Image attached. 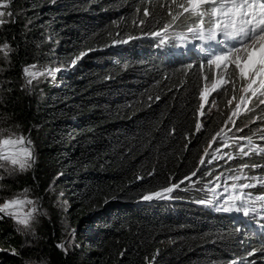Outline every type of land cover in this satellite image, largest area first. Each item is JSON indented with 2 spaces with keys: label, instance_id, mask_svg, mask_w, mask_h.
Instances as JSON below:
<instances>
[{
  "label": "trees",
  "instance_id": "1",
  "mask_svg": "<svg viewBox=\"0 0 264 264\" xmlns=\"http://www.w3.org/2000/svg\"><path fill=\"white\" fill-rule=\"evenodd\" d=\"M164 2L12 0L13 19L0 26V45L12 48L0 65V128L28 134L35 163L0 184L34 188L44 214L30 244L0 219V264H264L263 219L197 202L210 199L218 172L264 165V154L236 155L247 145L240 136L264 146V105L253 98L254 112L236 119L243 131L233 127L224 158L203 166L212 175L192 176L212 136L232 126L231 106L216 94L218 107L200 115L203 54L191 41L149 35L172 23ZM186 24L181 17L173 28ZM30 64L55 75L28 90ZM181 180L171 199H142Z\"/></svg>",
  "mask_w": 264,
  "mask_h": 264
},
{
  "label": "snow or ice",
  "instance_id": "2",
  "mask_svg": "<svg viewBox=\"0 0 264 264\" xmlns=\"http://www.w3.org/2000/svg\"><path fill=\"white\" fill-rule=\"evenodd\" d=\"M11 3L12 0H0V25L7 22L4 19L5 16L11 17L14 15L13 12L7 11ZM161 7L168 11L172 23L164 24L159 31L151 32L149 35L163 37L161 43H164L168 36V30L181 17H186L187 32L192 34L194 39L202 42L195 45L203 54V60L196 65L201 69V79L203 81L198 97L201 101L199 106L200 115L205 114L203 109L213 93L221 96L226 95L230 87L233 93L238 91L242 94L239 95L238 102L230 109L231 115L225 123L230 122L237 132H242L243 128L236 126V119L249 112H254V109L248 106L249 101L256 98L258 101L257 106L264 105V0H165ZM173 9H175V12H173ZM143 14L149 16L151 13L148 9H144ZM140 23L142 24L144 21H140ZM129 39H136V37H130ZM180 39L185 40L187 37L181 35ZM127 42V40L119 41V43ZM10 51L11 49L7 44L0 45V52H3L5 57ZM72 63L75 64V61ZM30 67L35 68L36 65ZM192 67L193 65L188 66L189 69ZM60 70L56 69L55 71ZM23 72L26 86L31 85L37 73L30 71L29 67H25ZM43 75L54 77L55 73L47 71ZM156 99H159V97H156ZM234 100H237L236 95H233L227 101L228 105H232ZM212 102L215 104L214 97ZM257 119H264V117H257ZM249 123H255V120H250ZM244 126L248 127L249 125L245 124ZM195 128L199 132L202 124L197 122ZM228 130L231 131V129ZM258 131L264 132V129H258ZM228 139L230 137L226 135L223 128L212 136L208 147L204 149V156H201L199 160L201 167L192 172V176H196L198 172L202 173L201 178L212 175L211 172L204 171L203 166L206 163L211 164L214 160L224 158L218 155L220 148L212 149V142L223 143L227 147ZM238 139H246L247 145H238L237 156L246 157L250 154H264V146L254 144L251 137L240 136ZM260 139L264 140V135H261ZM235 142L236 140L233 139V143ZM210 149L212 150L209 151ZM225 155L229 160L236 158L232 154L226 153ZM205 156L209 157L207 161ZM34 163L35 157L30 136L18 133L12 128H0V171L13 175L17 172L27 171ZM249 167L264 170V165L260 164L241 165V169ZM229 171L234 170L229 169ZM152 174L149 173V175ZM223 175L224 173H221L220 176H216L214 179L220 180ZM3 179L4 177L0 176V180ZM184 179L191 181L190 176H185ZM228 179L233 181L253 180L256 183H233L231 188L235 194L230 197V206L217 210L235 211L248 217L250 214L257 213L256 204L259 203L261 210L264 211V176L235 175L229 176ZM183 182L181 180L179 183H172L159 191L144 195L142 199L146 201L171 199L173 191L179 188ZM208 183H211V181ZM220 186L217 185V187ZM257 186L262 189L258 194L245 191L246 189H255ZM204 187L207 188V184ZM224 189L228 191L227 182H225ZM208 190L215 192L214 188ZM0 191H3L2 185H0ZM29 191L25 188L14 193L12 198L0 197L4 201L0 203V219L3 216H9L17 224L23 225L25 229H30L31 222L35 220L36 216L44 213L38 206V199L33 201L27 198ZM237 201L239 204L236 203ZM197 202L212 204L211 199L198 200ZM22 205H31V208L23 215L16 211ZM261 227H264V225ZM57 247L64 249V244H58ZM64 250L66 252V249ZM253 254L254 252L248 253L249 256ZM232 264H237V261L233 260ZM240 264H243V261Z\"/></svg>",
  "mask_w": 264,
  "mask_h": 264
},
{
  "label": "rangeland",
  "instance_id": "3",
  "mask_svg": "<svg viewBox=\"0 0 264 264\" xmlns=\"http://www.w3.org/2000/svg\"><path fill=\"white\" fill-rule=\"evenodd\" d=\"M7 11H11L10 8H8ZM4 19L8 22V21H11L13 19V16H11V17L5 16ZM181 35L187 37V39H185V40L191 41V43L193 45L192 47H195V45H198V44H201L202 43V42L194 39L193 36H192V34H190V33L187 32L186 28L185 29H177V28H173V27L170 28L168 30V36H167V38L177 39V43L179 44L180 43V40H181L180 39V36ZM162 39H163V37H162ZM166 40L167 39H165V41ZM7 45L10 47L9 44H7ZM10 49H12V48L10 47ZM1 61H7V57H5V55H4L3 52H0V65L3 66L4 64ZM32 65H36V67L35 68H31L30 66H32ZM25 67H29L30 68V71L37 73V76L32 80V84L31 85L39 83L46 76V75H43V73H45L47 71L44 69V66H42V65H39V64L24 65L22 67V69H24ZM23 76H24V81L26 82L24 72H23ZM29 78H31V77H29ZM29 86L30 85H27V87H26V88H28V90L31 88V86L30 87ZM241 94L242 93H240L238 91L235 92V93H233L231 91L230 87H229V91L226 94L227 97H228L225 100L226 103H227V101L229 99L232 98L233 95H236L237 96V100H234L233 101V104L230 105L231 108H233L234 105H235V103L238 102V97ZM213 97L215 98V104H213V102H212L213 101ZM218 105H219L218 97H217L216 93H213L212 96L209 97V102L205 105V108L203 109V112L205 114H208L211 111L215 110L218 107ZM249 105H250V101L248 103V106ZM7 128H12L14 131H16L18 133H21V131L18 128V126L16 124H14V123H11ZM228 129H231V131H229ZM233 129L234 128L232 126L231 127H228V128L225 127V133H226V135L228 137L232 135ZM25 136H26V134H25ZM228 140H227V142H228ZM215 145H216V143L215 142H212V149H215L217 147L220 148V152L218 153V155H220L222 153L221 147L224 144L223 143H220V145L219 144L216 145V146ZM212 149H210L209 151H211ZM29 170H30V168L27 171H29ZM232 170H234V171L223 170L221 172H218L216 175H214V177H216V176H220L221 173H224V175L221 177L220 180H216V179H214V177L210 180L211 181V183H209L210 189L211 188H214L215 189V192H212V191L209 192V195H210L209 198L212 200V204L210 206L213 207L214 209H220V208H224V207H229L230 206V202H229L230 201V197L235 194L234 191L231 188V185L233 183H236V184H240V183H256V181H253V180L233 181L231 179H228L229 176H235V175H245V176H248V177H251L252 176L245 169L233 168ZM27 171H25V172H17L16 174H13V175H8L7 173H5L3 171H0V176L1 175H5L7 177H12V178L13 177L14 178L15 177H21ZM225 182H227L228 191H225V189H224ZM217 185H221V186L220 187H217ZM25 188H27V189L30 190L29 193H28V197L27 198L28 199H31L33 201H36L38 199L39 200V205L38 206H40V196L36 193V191L34 190V188L29 187V186H24V187H21L19 189H13V188H10V187H4L3 186V191H0V197H3V198H12V196H13L14 193L20 192V191H22ZM245 191H251L254 194H257V192H254L253 189H246ZM3 202H4L3 199H0V203H3ZM236 203L239 204L238 201ZM30 208H31V205H22L20 208L16 209V211H18L21 215H23ZM256 208H257V213L250 214L249 216H253V217H256L258 219H263L264 220V211L261 210L259 203L256 204ZM228 213L232 214V217H234V218H236V216L239 217V218H241V219L245 217V216H243L242 213H237L235 211H231V212H228ZM39 217H40V215H37L36 218H35V220H33L31 222L30 229H25L23 225L17 224V222L12 217H9V216H3V218L1 220L10 223L16 229L19 228L20 229L19 232L24 237V244H30V243L34 242L38 238V235H37V231L36 230L40 226ZM236 222L243 223L240 219L239 220L236 219Z\"/></svg>",
  "mask_w": 264,
  "mask_h": 264
},
{
  "label": "water",
  "instance_id": "4",
  "mask_svg": "<svg viewBox=\"0 0 264 264\" xmlns=\"http://www.w3.org/2000/svg\"><path fill=\"white\" fill-rule=\"evenodd\" d=\"M26 136H28V134H27ZM39 208L41 209V207H40V206H39Z\"/></svg>",
  "mask_w": 264,
  "mask_h": 264
}]
</instances>
